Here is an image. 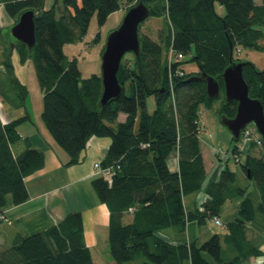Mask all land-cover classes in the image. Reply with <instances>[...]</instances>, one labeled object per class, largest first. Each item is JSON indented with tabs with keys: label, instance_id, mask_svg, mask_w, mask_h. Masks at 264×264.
I'll return each mask as SVG.
<instances>
[{
	"label": "trees",
	"instance_id": "16d2710c",
	"mask_svg": "<svg viewBox=\"0 0 264 264\" xmlns=\"http://www.w3.org/2000/svg\"><path fill=\"white\" fill-rule=\"evenodd\" d=\"M1 1L14 24L22 12H35L33 52L29 53L25 44L16 47L22 62L28 56L35 62L44 91L42 119L55 141L68 153L66 166L82 162L93 136L111 139L100 163L103 170H110V175L101 174L92 181L98 199L110 210L109 246L113 262L108 264L138 260L142 264H245L251 257L263 254L249 240L247 225L257 221L258 214L264 215V154L247 155L245 162L238 161L259 188L258 205L246 188L236 184L237 173L228 166L218 169L204 187L208 172L200 137V111L214 99L208 97L205 81L188 79L205 72L219 77L224 91L221 75L231 60L230 43L232 58L237 61L241 60L234 54L240 46L264 49V0L261 4L256 0H82L81 4L79 0H62L60 13L56 9L58 0L51 7H47L46 0ZM139 1L150 7V16L165 19L167 31L156 40L142 34L140 25L139 55L128 53L130 56L124 57L118 72L123 92L118 99L100 107L102 75L94 73L83 78L77 58L66 61L64 45L84 37L95 13L103 24L123 5L130 8ZM216 4L225 8V14L217 12ZM7 36L10 40V30ZM14 49L8 43L4 45L1 64L25 106L28 90L15 75ZM171 49L175 55L182 54L183 59L194 52L192 61L196 68H184L183 59L169 64L165 52ZM260 71L264 70L247 62L244 77L250 96L264 104V75L261 79ZM149 95L156 100L153 112L147 110ZM236 107V102L224 100L220 114L233 117ZM121 113L127 115L125 121L119 120ZM27 121H32L27 110L23 116L7 121L0 114V224L4 222L1 215L6 207L29 199L26 178L45 163L44 152L27 140L21 151L14 149L25 141L19 126ZM239 151L236 145L233 153ZM172 157L177 160V171L170 168ZM203 188L207 198L195 210H187L184 197ZM234 197L243 198L239 213L224 222L222 233L202 244L190 237L192 222L202 225L220 217L223 204ZM126 214L132 215L128 223L123 221ZM168 229L181 238L166 237ZM223 239L234 247L231 259L223 258ZM207 252L215 262L206 257ZM0 264H94L85 241L82 214L69 212L43 230L17 236L9 247L0 250Z\"/></svg>",
	"mask_w": 264,
	"mask_h": 264
},
{
	"label": "rangeland",
	"instance_id": "374dc122",
	"mask_svg": "<svg viewBox=\"0 0 264 264\" xmlns=\"http://www.w3.org/2000/svg\"><path fill=\"white\" fill-rule=\"evenodd\" d=\"M260 0H258L259 2ZM47 7H51L55 4L56 0H47ZM57 12L60 13L63 9L62 0L57 1ZM82 0H79V4ZM129 5L125 4L120 9L111 13L107 20L101 24L98 18V13H95L91 19L87 33L82 39L76 42L66 43L64 45V54L66 61L77 58L80 70L83 78H88L92 74H101L102 64V51L105 49V44L110 32L115 30L122 22ZM73 10V9H72ZM216 10L220 15L225 14L226 10L220 4H216ZM14 24V20H13ZM10 27H2L0 23V114L4 121L7 119H16L23 116L26 110L29 112L32 121H27L19 126V132L24 135H31L37 133V127L40 132L44 130L51 137V133L48 131L46 125L42 119V112L44 109V91L41 87L35 62L31 56H28L24 62L21 61V54L18 47H15L12 54V61L15 67V75L17 78L26 85L28 90V96L26 98V105L23 106L21 103L17 91L13 87L10 76L6 73V70L2 66L1 62L4 58L3 50L4 46L2 42H10L9 32ZM140 29V28H139ZM141 33L147 34L156 40H160V34L167 31L166 21L163 17L150 16L141 24ZM7 38V40H6ZM194 52L189 53L183 59V67L187 70L196 68V64L192 61ZM130 55H127L129 57ZM170 51L165 52V58L169 63ZM234 56L239 58L241 61L251 62L259 70H264V49L256 50L240 46L235 51ZM173 59L177 60L176 57ZM181 60V59H180ZM222 88V87H221ZM221 97L214 99L210 104L203 105L201 107V142L205 152L206 162L210 168L213 164L212 172L208 173L207 179L204 183L206 187L210 179L217 173L218 169H223L228 166L232 171L237 173L236 184L240 187L246 188L249 192L250 197L254 200L255 204L258 205L261 199L259 188L256 182L242 170V167L238 161L245 162L247 155L261 157L264 154V146L256 143L257 140L263 139L256 124L251 122L247 128L243 130L241 139L239 141L233 140V135L229 129L222 124L220 110L225 100L224 91H221ZM147 110L153 112L156 108V100L154 96H147L146 98ZM249 131V133H248ZM50 134V135H49ZM23 142L15 146V151H21ZM238 145L240 151L233 153V148ZM24 147V145H23ZM219 154V156H216ZM219 157H222L220 159ZM215 159V160H214ZM96 168V167H95ZM98 173H101L98 168ZM94 192V189H93ZM199 195L201 201L206 198V191L203 188ZM190 198H194V195H189ZM242 197H234L228 199L221 207V217L226 223L238 216L240 203ZM132 220V215L126 214L123 221L128 223ZM1 225V224H0ZM5 228L2 229L6 232L7 238L12 234L13 229L7 227L4 223ZM224 228H220L214 225L210 220L205 224H198L194 222L190 226L192 238H197L199 244L208 241L214 234L222 233ZM247 236L249 240L256 244H260L264 239V215L258 214V219L255 222H251L247 225ZM234 247L229 245L227 242L222 240V255L223 258L231 259L234 255ZM107 256V255H106ZM105 256V257H106ZM206 257L212 261L210 253L207 252ZM101 263V262H98ZM107 263V262H104Z\"/></svg>",
	"mask_w": 264,
	"mask_h": 264
},
{
	"label": "crops",
	"instance_id": "0c3cea01",
	"mask_svg": "<svg viewBox=\"0 0 264 264\" xmlns=\"http://www.w3.org/2000/svg\"><path fill=\"white\" fill-rule=\"evenodd\" d=\"M256 3L261 4L262 0L259 2L256 0ZM0 23L4 28L13 24V19L5 11L1 0ZM1 45L4 46L6 43L2 42ZM126 118L127 115L124 113L119 115L120 121H125ZM37 129V133L22 135L25 138L23 145L25 147L27 140L33 147L42 150L45 155V163L43 168L26 178L29 199L23 204L9 205L4 209L6 221L0 225V250L9 247L17 236H26L43 230L47 226L59 222L69 212H80L83 216L85 241L91 250L94 264L113 262L109 246L110 210L105 203L98 199L92 186V181L101 176V173H98L95 168V164L101 163L106 157L111 139L93 136L88 142L82 162L66 166L69 161L68 153L55 141L52 135L50 137L44 130L40 132L39 127ZM23 145L21 148H24ZM202 152L207 172H212L214 163L209 168L203 147ZM219 158L222 159V157ZM169 165L172 171L178 170V163L174 157L169 160ZM192 195L194 198H190L189 195L184 197L187 210H195L207 198L206 194V198L201 201L199 193ZM4 223L13 229L9 238L2 230L5 228ZM189 234L192 238L190 230ZM165 236L171 239L181 238L172 229H168ZM255 245L260 247L263 254L260 257H251L245 264L264 263V239L260 244L255 243ZM129 264H142V260Z\"/></svg>",
	"mask_w": 264,
	"mask_h": 264
},
{
	"label": "water",
	"instance_id": "95a60500",
	"mask_svg": "<svg viewBox=\"0 0 264 264\" xmlns=\"http://www.w3.org/2000/svg\"><path fill=\"white\" fill-rule=\"evenodd\" d=\"M151 15L150 7L143 1L128 8L121 24L107 37L105 49L102 53L101 75L103 91L99 105L104 107L109 101L118 99L123 87L118 78L122 61L128 53L135 56L140 52L139 28ZM35 12L26 10L22 12L10 30V47L13 49L19 44H25L29 53H32L36 45ZM231 47V60L221 75L225 102H236V114L229 117L221 115V122L232 133L235 141H239L249 123L254 122L264 140V104L257 98L250 96V89L244 77L246 61L233 60V44ZM263 77L264 71L258 72ZM189 82L205 81L207 94L210 99H216L221 94L219 77L210 76L205 72L192 76ZM264 159V156H263ZM250 176V175H249Z\"/></svg>",
	"mask_w": 264,
	"mask_h": 264
},
{
	"label": "built area",
	"instance_id": "2783aa9c",
	"mask_svg": "<svg viewBox=\"0 0 264 264\" xmlns=\"http://www.w3.org/2000/svg\"><path fill=\"white\" fill-rule=\"evenodd\" d=\"M173 57H176L177 60L173 59ZM182 57H183L182 54L175 55L173 50L171 49L170 50V56H169V64H171L175 61H179L180 59H183ZM177 72H180L181 75L183 74L180 70H178ZM248 133H249V131H248ZM256 143L264 146V142L261 139L257 140ZM95 167L98 168L100 170L101 174H103L104 176L108 177L110 175V170H103L102 167L100 166V163H96ZM1 219L3 221H6L5 215H1ZM212 222L214 223V225H216L220 228L226 227L224 221L220 217H217V216L213 217Z\"/></svg>",
	"mask_w": 264,
	"mask_h": 264
}]
</instances>
